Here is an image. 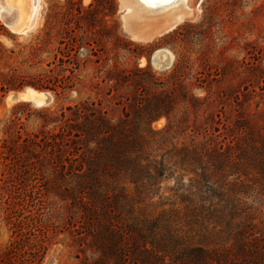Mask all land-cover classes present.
I'll return each mask as SVG.
<instances>
[{
	"label": "rangeland",
	"instance_id": "obj_1",
	"mask_svg": "<svg viewBox=\"0 0 264 264\" xmlns=\"http://www.w3.org/2000/svg\"><path fill=\"white\" fill-rule=\"evenodd\" d=\"M263 110L264 0L153 9L138 0H40L29 31L0 20V264H139L136 247L161 264L150 246H137L126 212L121 219L81 200L93 176L79 182L75 167L87 157L84 168L99 170L96 144L74 137L87 116L150 122L153 131L170 123L166 147H180L214 141L215 129L229 138L239 115ZM173 185L164 183V196ZM163 202L147 198L137 212L149 219L147 236L152 220L160 218L157 235L173 215Z\"/></svg>",
	"mask_w": 264,
	"mask_h": 264
},
{
	"label": "trees",
	"instance_id": "obj_2",
	"mask_svg": "<svg viewBox=\"0 0 264 264\" xmlns=\"http://www.w3.org/2000/svg\"><path fill=\"white\" fill-rule=\"evenodd\" d=\"M129 122L111 124L89 115L76 126L77 143L96 144L99 168H84L87 157L75 167L79 182L93 176V190L83 188L81 200L102 211H119L121 219L126 212L140 238L137 246L138 241L150 246L161 264H168L167 258L170 264H264V110L256 118L239 115L229 138L215 129L214 141L180 147H166L170 123L153 131L150 122ZM170 181L174 185L166 188V197L163 185ZM157 196L164 197L162 205H169L173 215L157 235L152 229L160 218L152 220L147 236L149 219L137 212L145 199ZM180 222L188 232L175 228ZM139 249L135 260L150 264Z\"/></svg>",
	"mask_w": 264,
	"mask_h": 264
},
{
	"label": "bare ground",
	"instance_id": "obj_3",
	"mask_svg": "<svg viewBox=\"0 0 264 264\" xmlns=\"http://www.w3.org/2000/svg\"><path fill=\"white\" fill-rule=\"evenodd\" d=\"M39 1L40 0H0V20L3 22L8 20V24L6 25L13 32H27L36 25ZM138 1L144 4L147 8L153 9L168 5L172 3L173 0ZM4 7H7L8 9H10V11L5 12ZM33 95H35V93L31 92L30 95H26L24 97L29 98Z\"/></svg>",
	"mask_w": 264,
	"mask_h": 264
},
{
	"label": "water",
	"instance_id": "obj_4",
	"mask_svg": "<svg viewBox=\"0 0 264 264\" xmlns=\"http://www.w3.org/2000/svg\"><path fill=\"white\" fill-rule=\"evenodd\" d=\"M4 23H5V25H6V24H8V20H7V21H5Z\"/></svg>",
	"mask_w": 264,
	"mask_h": 264
}]
</instances>
